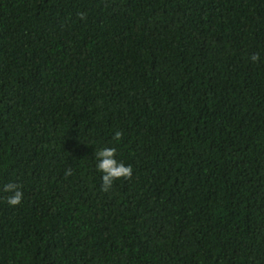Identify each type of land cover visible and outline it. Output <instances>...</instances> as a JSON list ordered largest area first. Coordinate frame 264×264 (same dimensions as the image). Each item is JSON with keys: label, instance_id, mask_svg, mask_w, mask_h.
<instances>
[{"label": "trees", "instance_id": "obj_1", "mask_svg": "<svg viewBox=\"0 0 264 264\" xmlns=\"http://www.w3.org/2000/svg\"><path fill=\"white\" fill-rule=\"evenodd\" d=\"M0 264H264V0H0Z\"/></svg>", "mask_w": 264, "mask_h": 264}, {"label": "clouds", "instance_id": "obj_2", "mask_svg": "<svg viewBox=\"0 0 264 264\" xmlns=\"http://www.w3.org/2000/svg\"><path fill=\"white\" fill-rule=\"evenodd\" d=\"M83 18V14H81ZM250 60L256 63L260 60L259 53L252 54ZM122 138V133L116 131L113 137L115 142H119ZM117 148L102 147L95 151V169L101 174V187L103 191H108L113 183L120 179H128L133 173V168L130 164L126 165L122 160L116 156ZM71 175V171L65 173ZM3 192L7 193V204L10 207H16L21 204L23 199V191L21 186L15 182H9L3 186Z\"/></svg>", "mask_w": 264, "mask_h": 264}]
</instances>
